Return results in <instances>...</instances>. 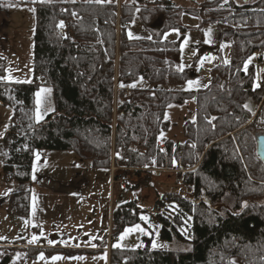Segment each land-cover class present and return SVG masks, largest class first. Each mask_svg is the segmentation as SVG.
Wrapping results in <instances>:
<instances>
[{
    "label": "trees",
    "instance_id": "trees-1",
    "mask_svg": "<svg viewBox=\"0 0 264 264\" xmlns=\"http://www.w3.org/2000/svg\"><path fill=\"white\" fill-rule=\"evenodd\" d=\"M139 2L35 4L32 81L7 82L0 61V102L13 113L0 137L4 180L29 184L37 151L71 152L90 169L115 167V180L126 172L141 177L174 169L193 191L191 197L158 196L160 239L193 249L152 250L146 239L137 249L113 248L110 264H264V164L257 155V139L264 136V70L257 82L256 66L245 67L264 49V0H207L184 11L217 27L216 46L199 49L219 54L220 45L230 46L229 63L214 67L210 85L195 92L179 89L197 76L194 68H176L181 40L126 35L137 11L147 28L163 18V32L184 34L179 10L170 0ZM138 81L148 87H137ZM42 87L53 90L55 111L38 123ZM189 101L195 118L181 122L183 142L163 137L171 128L168 109ZM29 203L23 191L12 194L9 208L27 215ZM140 222L136 203L122 204L112 212L111 232L119 236ZM28 249L35 259L38 252Z\"/></svg>",
    "mask_w": 264,
    "mask_h": 264
},
{
    "label": "rangeland",
    "instance_id": "rangeland-1",
    "mask_svg": "<svg viewBox=\"0 0 264 264\" xmlns=\"http://www.w3.org/2000/svg\"><path fill=\"white\" fill-rule=\"evenodd\" d=\"M44 1V0H42ZM82 0H45V3H76ZM162 0H144L146 6H152L153 3ZM180 12L179 23L186 30L183 34L181 30L176 29L168 32H163V18L158 19L156 24L147 28L143 26L139 20V12H136L134 21L127 27L126 35L129 39H151L153 36L161 35L162 39L167 42H176L181 40V48L179 57L176 59V68L183 70L194 68L196 77L186 81L179 89L187 92H195L206 89L211 83L210 71L220 65L228 64L230 61V46L227 44L220 45L219 54L211 51L203 52L199 49V45L208 47L216 46L217 27L212 24L204 25L201 18L190 16L184 13L187 9H197L203 2L207 0H170ZM257 0H250L249 3H254ZM119 3L130 4L134 3L142 5L139 0H118ZM27 22L19 29L22 37V43L18 50L22 52L23 61H18L25 68V58L29 54L26 43L30 37L31 28L34 27V14L27 18ZM178 32V34H177ZM14 33L10 30L9 37ZM129 33L133 37L130 38ZM187 41V44H185ZM11 49V59L14 58L15 52ZM200 54V58L195 62V58ZM254 64L257 68V82L264 70V60L259 61L257 57H252L246 66ZM11 66L5 69V79L10 83H30V80H25L22 76H12L10 71ZM7 70V71H6ZM7 73V74H6ZM11 77V79H8ZM19 81V82H17ZM29 81V82H27ZM189 81L192 82L189 86ZM137 87H148L143 81H138ZM187 117L193 120L195 118V105L192 101L184 105H174L168 109L167 119L172 123H181ZM182 124V123H181ZM172 132L177 133V129H172ZM168 133L163 137L167 138ZM43 152L50 153L45 161L48 167L53 164L60 163H78L80 161L71 152H49L37 151L34 155L35 166L39 167V163L44 158ZM39 153V159H37ZM58 158V159H55ZM60 159V160H59ZM52 169V168H50ZM116 169V168H115ZM3 164L0 159V245L9 247L8 250L0 249V262L9 258L8 264H108L105 248L103 247L105 238L111 233L109 220L111 211L109 208V196L107 193V181H101L95 186L99 190H95L93 194L81 193V190H72L70 196V185L66 186L51 185V194L47 197H41L37 191L39 185L34 183L33 190L29 188L30 203L29 212L27 215H17L9 208V200L12 194L23 192L22 188L16 185L25 186L27 184L17 182H7L4 180ZM115 175V173H114ZM129 185L114 193V202L126 204L135 202L140 216V225L144 232L132 231L125 233L129 228H126L119 234V242L114 244L113 248L124 250H133L138 247H143L146 239H150V248L160 251H191L190 243L165 242L160 239V224L156 219L155 203L158 196L163 194H182L187 197L192 196V187L185 185L182 179L178 177L177 170H159L151 173H144L139 178L134 176L133 172L124 174ZM33 176V175H32ZM123 176V175H122ZM32 181V179H31ZM31 183V182H30ZM30 183L28 184L30 187ZM72 183L73 187L75 184ZM103 183L105 188H103ZM11 184V186H10ZM15 185V187H14ZM77 191V194L74 192ZM60 192V193H54ZM62 194V201L59 203L58 197ZM122 195V196H121ZM121 197V198H120ZM119 203V204H120ZM115 207H118L117 205ZM146 216L144 220L141 217ZM35 237V239H33ZM153 244L156 247H153ZM32 248L38 252L35 259L30 258L28 254L33 252ZM74 250L85 252L84 250L93 249L94 253H79L74 255L66 254L60 250ZM90 252V251H88ZM106 252V253H105ZM108 255V254H107ZM43 257V258H41Z\"/></svg>",
    "mask_w": 264,
    "mask_h": 264
},
{
    "label": "crops",
    "instance_id": "crops-1",
    "mask_svg": "<svg viewBox=\"0 0 264 264\" xmlns=\"http://www.w3.org/2000/svg\"><path fill=\"white\" fill-rule=\"evenodd\" d=\"M38 2H41V0H35V2L34 0H0V61L2 60L4 62L5 69H7L8 66H11L10 71L12 76H19L21 78L23 76L25 80L32 79L33 34H34L35 26L31 28L30 37L26 43L27 51L29 52V54H27L25 58L26 61L25 68L21 63L18 62V61H23L22 60L23 55L22 52L18 50V45L19 46L21 45L22 43L21 39L24 38L21 36L19 29H21L26 22L27 24L28 23L30 24V22L27 21L28 17L32 18L34 14V19H35V11H31L30 9H35V4ZM42 2H45V0ZM8 5H12V6L9 7ZM10 30H13L14 33L12 36L9 37ZM11 45L13 46L12 50L15 52V56L13 59H11V54L9 51L11 49L10 47ZM41 89H51V88L42 87ZM41 99H42V104L39 106V108L41 115L43 116V119L37 120L36 118V122L38 123H41L48 115L53 114L55 111L52 89L50 93L48 92L41 93ZM36 100H37V96H36ZM12 117H13V113L11 110H5L2 106H0V137L4 135L6 130L11 125ZM172 129H177V133L175 134V132H172V134H170ZM168 134H169V136L167 137L168 139L178 142H183L184 138H183L182 124L177 122L175 123L171 122V128ZM43 153L44 154H40V155H44L43 156L44 158L39 163L38 168H36L35 166V159H34V167H33L32 175L35 176V179H33L32 176L30 187L28 184L25 186H20V185H16V186H18V188H22V191L30 190L29 188L33 190L34 183L37 182L39 185V190L37 191V193L41 197H47L49 194H51L52 191L50 188L51 185L55 186V188H58V185L66 186L67 189H68V185H70L71 187L70 196H72L73 193L72 190L74 189L77 191L81 190V193L93 194L95 190L97 191L99 190V187L101 186V181H107L108 190L106 196H109L108 204L111 211L109 226L111 229L112 212L114 209L117 208L115 207L116 205L117 206L122 205L118 201L117 202L113 201L115 191H117V193H119V191L113 189L112 169L110 170L90 169L82 162H80V164L72 163V162H67V163L64 162L60 164H53L48 167V164L45 160L47 158H54V157L48 156L50 153L47 152H43ZM79 181H82L80 186L78 184H75L73 187L71 186L72 183H79ZM99 182H100V186L96 187L95 185L98 184ZM104 185L105 184L103 183V188H105ZM77 191L74 192V194H77ZM54 193H60V192H54ZM61 196L62 194H59L58 197H56L54 200L57 201L58 199L60 203L62 201ZM0 249L6 251L7 249L9 250L10 248L8 246L5 247L0 245ZM84 251H90V253H94L96 250L87 249ZM106 256L109 264L110 258L107 255V253Z\"/></svg>",
    "mask_w": 264,
    "mask_h": 264
},
{
    "label": "snow or ice",
    "instance_id": "snow-or-ice-1",
    "mask_svg": "<svg viewBox=\"0 0 264 264\" xmlns=\"http://www.w3.org/2000/svg\"><path fill=\"white\" fill-rule=\"evenodd\" d=\"M34 2H35V0H34ZM41 2H42V0H41ZM8 6L11 7L12 5H8ZM30 10L31 11H35V9H30ZM61 27H63V23H61ZM177 34H178V32H177ZM129 37L130 38H138V37H133L131 33H129ZM185 44H187V41H185ZM180 70L182 71L183 68L181 67ZM8 79H11V77H8ZM17 82H19V81H17ZM191 84H192V82L189 81V86H191ZM132 86L134 87L135 85H132ZM256 86L259 87V84H257ZM43 92L50 93L51 89H41L39 92L36 93V96H37L36 103H37V106H38L37 109H36V118H37V120L43 119V116L41 115L40 108H39V106L42 104L41 93H43ZM37 159H39V153H37ZM33 179H35V176H33ZM141 218L144 219V220L148 219L146 216L141 217ZM132 231L144 232V229L141 228L140 225H135L134 228H129L127 230V232L125 233V235H127L128 232H132ZM33 239H35V237ZM153 247H156V245L153 244ZM41 258H43V257H41Z\"/></svg>",
    "mask_w": 264,
    "mask_h": 264
},
{
    "label": "built area",
    "instance_id": "built-area-1",
    "mask_svg": "<svg viewBox=\"0 0 264 264\" xmlns=\"http://www.w3.org/2000/svg\"><path fill=\"white\" fill-rule=\"evenodd\" d=\"M256 56L258 58H262L264 56V49L261 51H258L256 53ZM127 94V93H126ZM0 105L3 106V103L0 102ZM5 110H8V108L6 106H3ZM113 171H115V168H113ZM129 181L127 179L126 176H122L120 177L117 181H113V185L119 189V188H124L126 186V184H128ZM119 241V236L117 235H113V234H109L107 237V242H106V251L110 254L112 247L114 244H116Z\"/></svg>",
    "mask_w": 264,
    "mask_h": 264
},
{
    "label": "water",
    "instance_id": "water-1",
    "mask_svg": "<svg viewBox=\"0 0 264 264\" xmlns=\"http://www.w3.org/2000/svg\"><path fill=\"white\" fill-rule=\"evenodd\" d=\"M244 3H249L250 0H240ZM257 155L258 158L264 164V136H261L257 139Z\"/></svg>",
    "mask_w": 264,
    "mask_h": 264
}]
</instances>
